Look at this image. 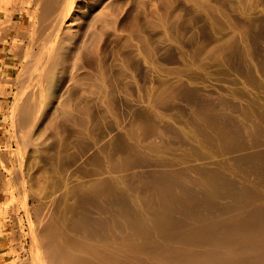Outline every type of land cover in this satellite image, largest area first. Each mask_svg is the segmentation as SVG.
Instances as JSON below:
<instances>
[{"label":"bare ground","instance_id":"6f19581e","mask_svg":"<svg viewBox=\"0 0 264 264\" xmlns=\"http://www.w3.org/2000/svg\"><path fill=\"white\" fill-rule=\"evenodd\" d=\"M2 1L0 0V3L2 2L3 5H5V3L6 4L9 3V0H2ZM5 1H8V2H5ZM73 1L74 0H35V1L33 0V2H36V4L34 5L36 6L35 7L36 12L34 13H36L37 15V18H36L37 22L35 23V21L31 19L33 21L30 24L32 27L29 25L30 26L29 29L27 28L28 29L27 31H23L25 32L23 33V35L21 34L22 30H20L22 27L17 26L18 28H20L19 29L20 35L25 37L27 34L28 47L26 49L17 47L15 48V50L18 48H19L18 49L19 51L25 50V53L23 52L25 56L21 55L22 53L21 51H20L21 53L20 52L18 53V51L16 50L17 51L16 53L14 49L13 50L9 49L10 46L8 48L9 49L8 51H12V53L14 51V54H17V55L20 54V57L18 55L17 58L20 59V62H22V67H24L22 68V75H19L18 71L16 70L17 71L16 73H18L16 74L17 76L16 82H18V86L21 88V90L19 89L20 90L19 92L20 100L17 101L18 104L14 106V109H13L14 111L13 113H11L12 118H13L12 119L13 123L11 124L14 127H17L15 128L16 133H18L17 138L20 137L19 141L18 139L15 140L16 141L15 144L17 143L16 144L17 147L13 151L16 154L17 161H18L17 167H16L17 172L15 173L18 175V177L21 178V180L19 179L20 180L19 182L22 183L23 190H24L23 194L21 193L23 192V190L20 192V194H22L21 196L24 195L23 197L24 199L21 197L23 199V203H21V205L23 206L22 209L24 210V214L27 218V222H26L27 229H28L27 234L29 238L28 240L29 251L27 252H29V258L31 260L29 259L30 262L27 263L24 260L25 258L23 257H22L23 260H21L20 258L18 259V257L16 256L17 259L14 260L11 258H14L15 256L9 257V255H6L3 257L4 259L2 260V262L3 263L6 262L8 264H264V134H261V133L254 134L255 132H252L251 128L248 127L249 125L247 123H245L247 124V126L244 125L240 129L239 128L237 129L238 134H235L234 131L232 132L227 131L228 129L226 128V126L220 127L218 125L220 129H217V134L219 135L217 139L221 141L223 144L229 146L228 148L229 150L231 148L232 153L229 155V158L227 160L221 161L218 164L214 162L213 164L214 165L216 164L217 166L216 165L215 167L210 166L211 168L206 167L208 164L203 167L202 166L197 167V168L194 166L192 167L189 165L190 162L189 163L188 161L186 162V160L189 159L187 157H190L189 155L186 157L187 159H185V157H181L180 155H177V153L174 151H173L174 152L173 154L176 153L174 155L175 157L174 156L170 157L171 154H168L167 152L166 153L167 155H169V157H163L164 151H166L164 149L165 147H163L164 149L163 150L161 148L163 145L160 147V143H157L158 141L156 140L157 142L154 141L153 144L154 145L159 144V147L161 149L156 150L158 146L155 145L156 148L154 149L156 151H154L153 149L155 153H152V154H155V156H157L160 150H163V153L160 152L163 155L162 156L158 155V157H156L155 159L156 163L154 161L153 169L150 172L148 171L149 168L148 169L145 168L147 170L145 171V173L147 174H145L144 172L142 173V171L140 170L141 174L137 172L139 176L137 174L135 175V177L138 176L137 180L134 179V177L132 178V180L134 179L136 180V182L133 181L134 183H130V181L127 180V174L136 172L139 167V166L134 167V165H138V164H134L132 166L133 162L137 161L135 159H138L137 157H139L138 156L139 153L141 154V149L138 144L139 142L138 143L136 142L137 144L135 143L134 145L128 144L121 150L112 149L113 151L111 150L109 151L108 149V151L107 150L104 151L105 150L104 149L102 150V152L103 151L104 152L101 155L100 154L101 151L98 150L99 148L97 149V147L95 146L98 144L96 143L98 142L97 140L98 137L94 138L95 140H97L94 143V139L92 137H94L96 133L93 136L94 134L93 132V134H90V138H92L93 140L92 139L90 140L93 141L91 142L94 145H90V146H93L94 152L96 151L95 149L100 151V152L96 151L97 153H99V154L97 153L96 154L97 156L101 155L98 157L99 159L102 160L101 165L98 161H95V158L97 156H95L94 160L92 159V157L94 156L92 154H95V153L93 151L92 152L90 151V153H92L91 154L92 156H88V158L91 157V159H88L86 155H84L85 158H87L88 160H91V163L90 162L88 163L90 166L78 164L76 166L74 165V168H73L72 163L74 162L76 164L78 160H76V162L73 161L71 165H67V166L65 165L66 163L65 164L63 163V165H65L63 166L62 164H57V162L59 163L60 159L61 158L63 159V157L64 158L71 157V159L73 158V160H75V157L78 154V152L76 153L75 151H72V149L75 146L83 143V139H82V142H80L79 140H81V138L79 140H75L76 138L74 139V137L72 136L75 141L80 142L78 144L72 139V137L71 139H69L68 138L69 135L66 134V137L68 135L67 138L69 140H73V142H75L74 143L75 146L72 143L74 147H72L71 150H69L70 148L69 149L65 148L64 152L66 153L70 151L72 152L64 156L65 153L63 154L61 153L62 150H64V147H66L63 145V141L65 140L67 141L68 139L64 138L65 137L63 136L64 133H61L60 131H59L60 132L59 134H62L63 136L62 139H65V140L62 141L61 139L62 141V144H61L60 137L58 138V136L60 135L59 134L57 135L58 141H60L59 142L60 145L61 146L63 145L62 150L61 148H59V146L55 150L57 152H58V149L61 150V152L59 151L58 153H56L57 155L54 154V156L56 155L57 158H59L58 161L55 160L54 158H53L54 160L52 158H51L52 160H50L49 155H47L48 153L47 154L45 153L49 158L48 161L50 160L49 165H48L47 158L44 161L43 159H41L40 156H38L39 154H43L41 150L46 147L44 144L45 147L42 146L43 147L42 149L39 148L40 146H36L38 147L37 149L41 151V152L38 151L40 153L37 154L38 153L37 152L36 154L42 160V161H40L39 159L36 160L37 162L39 161V163H36V164L40 165V163L43 164L44 162H47L45 166H47L48 168L41 169L42 165H40L41 167H39L41 169L40 173L43 172V174H39L36 172L38 174V177L37 175H35V171L33 170V167L35 169V166H36L35 164L29 167V168H32L33 170L32 172H30L26 168L28 167V164L30 162L26 161L27 166L23 167L24 163L21 159L22 156H20L21 154L19 151L20 147H22L25 142L26 144L25 146H23V148L25 147L26 149H27V146H26L27 144L28 145L30 144L29 145L30 147L34 144L33 142L36 140V137H34L35 133L34 131L32 132V129H34V127L36 126L40 116L43 115L42 111L45 112V109H47V107L45 108V106L47 105L53 106V102L57 100L56 96L59 97V95L61 94L60 92H58L59 90L58 88H60L59 84L61 85V83L59 82V79H60L59 76L62 75L63 76L62 79H64V74H66L67 75L66 81L71 80L70 81L71 84L74 81L76 84L78 83V85H80L79 81L81 80H78V77H76L77 73H79L77 71L79 70V66H80L78 65V59H80L79 55L83 48L86 49V46H89L90 44L93 43L92 41L94 39H96L97 37L98 39H100L101 36H99L100 34H98L100 31H97V30H99V27L102 28L101 27L102 25H99V24L100 23L102 24L105 21L104 17L105 15L107 16L108 12L111 13V10H108V9H111L110 7L111 5L105 8L106 10H108L106 11L104 7L102 8L101 4H100L101 6H99L98 4V6L101 7L102 9L100 8V11H99V8L97 7V10L94 9L93 11H98L97 12L98 15L97 13L96 15L97 16L100 15L98 17L99 19H101L100 17H103L102 19L104 21L100 20L102 22L99 21L98 22L99 24L97 23L98 25L95 24V20L97 19V17H95V14H94L95 12L93 13L92 11L91 13H93V15L90 16V18L94 16L96 19L95 18H94L95 20L93 18L90 19L86 16L88 18L87 20L89 19L90 20L87 21L85 19L88 22V24H87V27L84 26L83 31L77 28L78 31L81 33L80 35V34H77V32L75 33L74 30L76 28L75 29H73L74 27L72 28V25H74L73 23L74 19L70 17L73 21L71 20H70L71 22L68 21V18H69L68 15H69V12L71 14L70 9L73 7L72 6ZM104 1L107 5L110 2L109 0H107L108 2L106 0ZM105 3L103 2L104 5H106ZM30 9L28 10L30 11ZM103 9L105 10L104 12H103ZM10 10H9V14L7 13V15H10V12H11ZM6 11H8V9ZM26 12H27V8H26ZM30 12L32 13L30 15H33V12L32 11ZM30 12H27V13H30ZM108 15H111V14L108 13ZM33 17L35 19L36 16H33ZM73 17H75V15ZM76 18L78 19L79 17H75V20ZM3 19L4 18L1 19V22L3 21ZM105 19L110 21L109 20L110 18L108 19L105 18ZM28 20L26 22L27 24H28ZM98 20H96V22ZM7 21H10V20H7ZM7 21H4V23L5 22L7 23ZM108 21H105V23ZM11 22L13 24L12 20ZM82 22L83 21H81V24ZM4 23L2 22L1 24H4ZM12 24L8 23L7 25L12 26ZM15 24L19 25L16 22L14 23V25ZM5 25L3 26L4 29L7 28ZM110 25H108V27ZM95 27H97L98 29L97 28L95 29ZM108 27H106L107 30H108ZM4 29L3 31H0V34L6 31V30L4 31ZM106 29L104 28V30ZM110 29L111 27L109 28V30ZM14 30L15 31L17 30L16 36L19 35L18 34L19 30L15 28ZM96 33L98 34V36ZM95 34L97 37L95 36ZM1 35H2V38H3V35L5 38V33ZM0 40H4V39H1L0 37ZM12 44H15V43L12 41ZM14 47H16V45H14ZM87 49L84 51H88ZM14 54L12 56H14ZM93 54H95L94 51L91 54V56H93ZM14 57H16V55ZM90 61L89 63L91 64L94 62L93 60H92L93 62H90ZM95 61L98 64L97 59ZM96 62H94L95 63L94 65H96ZM82 64L84 63L82 62ZM94 65L90 66V68L93 69ZM96 66L95 68H98ZM106 66L108 65H105V67ZM105 67L104 66L99 67L100 72L97 69L95 70L94 68V71H97L95 74H99V73L101 75L104 74L107 68ZM87 69L89 71L92 70V69L90 70L89 68ZM87 69H84V70H87ZM101 69L102 71L104 70V73H101ZM8 70L9 68L5 69V71H8ZM83 71H81V73H83ZM86 72L84 71L83 74H87ZM90 73L92 72H89V75H91ZM95 74L93 72L92 76L94 77ZM21 76H23L22 77L23 79L21 78ZM99 76L94 77L96 78L97 83L101 82L100 79H102L103 77V75L100 78ZM89 77L88 79H90ZM97 77L99 78L100 81H98ZM1 80L4 81L3 77ZM5 80L6 81L4 82L8 81V83L12 81L9 78L8 80L7 78H5ZM96 80L93 79L92 77L90 79V81L91 82L94 81V83L96 82ZM70 82L67 85H71ZM74 82L72 85H74ZM82 82L85 83V80L81 81V83ZM63 83H62L63 88L60 89L61 92L65 91V89H67L68 91L69 89H71V91L72 90L74 91V89L77 90L78 88L76 87V85H74L75 88L74 86L73 87L68 86V88L70 87L68 89L66 85L67 82H66L64 83L66 85V88L64 89ZM94 83H92L93 85L89 84L90 85L89 90L92 91L94 89L93 91L95 93H97L96 91H98L99 93V88H97L96 86L98 84L100 85L101 83H98V84L95 83L96 84L95 87L97 88L96 91L94 88ZM1 85H4V83ZM82 85H84L85 88L87 87L86 84L82 83ZM17 90L18 89H16V91ZM67 90L66 92H68ZM86 90H88V87ZM0 91H3V90H0ZM16 91H15V94L17 95ZM81 92H83L82 93L83 95L84 90L82 91L81 89ZM57 93H59V95H57ZM63 93L64 95L66 94L65 92H62V96H63ZM66 95L63 96V98L68 96ZM73 95L74 97L71 95L69 99H72V97L75 98L76 93ZM78 95H76V99L79 103L80 100L78 99L80 95L79 97H77ZM90 97L92 99V96ZM95 97L98 98V96H95ZM63 98H60V100L62 99L64 103L57 100L58 103L56 101L55 102L57 104L55 105L54 103V106L57 109L53 107L52 110L54 111L50 110L53 116L57 117V118H54L55 121L61 115L64 121L66 118H68L69 120V117L71 118L72 115H75V113H77V112L73 113V111L75 110L72 111V108L74 109L75 107L76 109L77 106L73 105L74 106L73 107L70 104V106L72 107L70 108L68 105V102L70 103L71 100L69 101L68 98L67 99L64 98L66 99V102H67L65 103ZM94 99L95 98H93V101ZM86 100H89V97ZM96 100L97 99H95V101ZM97 102L98 101H96V103ZM74 103L78 105L77 102H74ZM84 103L85 104L91 103L90 105L92 106V108L93 106H95V105H92L93 104L92 101H90L89 103L87 102H84ZM79 104L83 105V101H81V103ZM86 106H85V111L87 110L88 112L89 107L87 106L88 108L87 109ZM81 107L82 106L78 107V109L80 108L81 110ZM83 107L82 109H84ZM210 108H213V107H210ZM95 110L98 111L97 108ZM82 111L81 113H85V111L84 112ZM218 111L216 110V112ZM228 112H227V115H228ZM208 113H210V111ZM91 114L89 115V119L94 117V120H95L96 116H98V115L94 116V113H93L91 117ZM195 114L197 116V114L199 113H195ZM211 114L212 112L209 115ZM80 115L82 114H79V116ZM84 115L86 116L87 113H85ZM83 116L80 122L82 121V119H84L86 120L85 122L86 123L88 122L89 124V119L87 121L88 115H87V118L85 117L86 119L83 118ZM218 117L217 119H220V117L219 118ZM44 118H47V117L44 116ZM51 118H52L51 122H54L52 116ZM59 118H60L59 119V123H60L61 122L60 120L63 121V119L61 117ZM7 119H8V115H7ZM71 120L73 121L74 118L73 119L71 118ZM76 120H74L75 121L74 125H76V122L78 121ZM205 120L206 119H204L203 121L205 122ZM46 121L49 122L48 124H51L49 119H46ZM64 121H63V124H64ZM197 121L198 120L196 117L195 122L197 123ZM83 122H81L80 124L81 126H83L82 125ZM242 122L244 123V121ZM248 122L252 123V121L250 120ZM59 123L58 124L54 123V127L52 128H58L59 127L58 125H60ZM68 123L70 124L71 121L70 122L68 121ZM86 123H85V129H87ZM55 124L58 127H55ZM91 124L93 125L92 122ZM210 124L211 123H209V126L212 125ZM215 124H216V121H215ZM215 124L213 123V125ZM213 125H212V130H213ZM220 125H223V124L220 123ZM9 126H10V123H9ZM38 126L39 125L37 124V127ZM49 126H52V124ZM69 126H70L69 129L72 128L71 125ZM81 126L80 127L78 126V127L81 129L82 128ZM209 126L207 125L208 128ZM255 126L257 125L255 124ZM45 127L43 128L45 129ZM74 127H76L75 129L77 130V126H73V128ZM91 127L93 128V126ZM215 127L218 128L216 125ZM41 128L42 127L40 125V130L43 131L44 129L43 128L41 129ZM202 128L204 129L203 125H202ZM235 128L237 127L235 126ZM75 129L73 133L75 132L74 134H78L76 133ZM94 129H97V127L94 126ZM252 129L254 131V128ZM65 130L68 131L67 133H70L69 130H67V128ZM137 130L132 129L131 130V133H133L132 135L137 133L138 132ZM205 130L206 129H204V131ZM209 130H211V128ZM214 130L216 129L214 128ZM256 130L258 129L255 128V131ZM38 131H35V132L37 133ZM45 131L46 129L43 132ZM31 132L34 133L33 134L34 136H32ZM63 132L65 131L63 130ZM79 132L81 133L82 131L80 130ZM84 132L89 133L91 131L85 130ZM88 133H83V134H87L88 136ZM184 133H189V132H184ZM161 134L163 133L161 132ZM212 134L215 135L214 133ZM138 135H139V132L137 136ZM209 136L211 137V135ZM196 137H199V136L196 135ZM88 138H86V135H85V139H88ZM133 138H135V135ZM204 138H206L207 140V137H204ZM217 139H214V140H217ZM24 140L26 141L24 142ZM135 140L137 141V139ZM214 140L212 141L214 142ZM7 141L9 142V139H7ZM12 141H10V144L12 143ZM87 141L89 142V140ZM148 141L151 142L149 139ZM201 141H202V136H201ZM203 141H204L203 143H205V139H203ZM2 143L4 145V142ZM41 143L43 144L44 142L37 143V145H42ZM66 143L65 145H67L68 147L69 144H66ZM197 143H199V141H197ZM144 144H145L144 148L148 150L146 152L148 155V153L150 154V152L152 151L149 152V149L147 146L148 143L146 141H144ZM205 144L208 145L207 143ZM205 144H202V145L203 147H206L207 148L206 151H208L209 149L207 146H205ZM35 145H36V142H35ZM84 145H86L87 147L86 143ZM84 145L82 146L84 147ZM202 145L200 142L199 146L202 147ZM94 146L96 148H94ZM214 146L216 147V144L213 145L212 147ZM36 147L34 146L31 147V150H35ZM193 147H191L190 150L191 149L193 150ZM78 148H80V146ZM144 148H142L143 152L146 151L144 150ZM218 148L220 149V147ZM53 149L51 150V152L54 151ZM66 150H69V151L67 152ZM167 151L170 152L172 150H167ZM194 151L195 150H193V152ZM197 151L198 152L196 153L194 152V153L196 154L198 160H203L204 157H206L205 159L207 160L208 158L212 157V154L202 157L206 151L204 153L203 151L199 153L200 149ZM3 152L4 150H2V153ZM31 152L33 153L36 151H31ZM214 152H216V150H214ZM217 152L216 154L220 155L219 154L220 151L218 153ZM166 153H165V156H166ZM144 154L145 153H143V156ZM198 155L199 156L201 155L200 157H202L203 159L200 158ZM16 157L14 158L16 159ZM145 157L146 156H144V158ZM192 157L190 158L193 159ZM224 158L225 157H222L223 160ZM2 159H4L3 156H2ZM2 159L1 161H3ZM65 159H63V162L66 161ZM83 159L84 158H82V160ZM191 159H189V161ZM205 159L204 161H202L204 164L205 162H207L205 161ZM24 160H29V157L28 159L25 158ZM69 160L70 158L67 161ZM213 160H215V158H213ZM97 162L99 164H97ZM147 162H150V161H147ZM11 163L12 162H10V165ZM199 163L200 161L197 162V164ZM141 164L144 167L145 166L144 164L146 163L144 164L141 163ZM141 164H139L140 168L142 167ZM152 164L153 162L149 163V165H152ZM1 165L2 163H0V173L3 172V168L1 167ZM68 166H71L69 168H72V170L69 168L67 169ZM146 166L148 167V165ZM143 167L142 169L144 170ZM37 168L38 167H36V169ZM135 168H137L136 171H134ZM24 170H26L25 173H24ZM14 175L12 174L13 177ZM17 175L15 178H18ZM25 175H27V177L29 178H25ZM39 175L40 176L42 175L41 178L39 177ZM12 176L10 175V179ZM2 177L4 176L2 175ZM129 177L128 179H130ZM5 178H8V177H4L3 180ZM6 180L7 179H5L3 183L1 182L2 180L0 181L2 183V187L5 186ZM126 180L129 182L126 183L125 182ZM13 181H15V179ZM139 184H141V187L138 186ZM26 185L28 187H31V189L28 188V190L29 191L31 190L32 193L29 192L30 194H28V196L31 199H34V204L32 206H29L27 202L28 196H26V188H27ZM5 187H7V185ZM2 212L3 211H0V218L1 216L4 215L3 214L4 212L3 213ZM17 223H20V220H17ZM7 226L5 227L7 228ZM9 228L11 229L9 230V232L11 231L12 232L9 233L10 235L8 234V236H6L7 235L6 234L4 235V237H0V245H2L5 241L6 242L9 241L10 244H12V252L15 253L16 250H18L17 249L18 245L21 243L19 242L20 241L19 236H22V235H19V232L15 230L14 223ZM6 231H3V232L6 233ZM19 251H21V249H19Z\"/></svg>","mask_w":264,"mask_h":264},{"label":"rangeland","instance_id":"374dc122","mask_svg":"<svg viewBox=\"0 0 264 264\" xmlns=\"http://www.w3.org/2000/svg\"><path fill=\"white\" fill-rule=\"evenodd\" d=\"M17 1H19L20 3ZM17 1L9 0V3L8 4L5 3V5H3L2 3L4 1L0 3V22L2 18H4L2 21L3 23L4 21L10 20V21H7V23L5 22L6 25L5 23L4 24H1L2 22L0 23V25L2 26V27L0 26L1 27L0 31H3L4 25L7 27L6 29H4V31L5 30L7 31V32L6 31L4 32L5 38H4V35H3V38L1 35L4 33L0 34L1 39H4V40H0V68H1L0 69V74H1L0 80L2 79V77L4 81H6L5 78H7V80L8 78L12 80L10 81V83H8V81L7 82H4L2 80L0 81V90H3V91H0V151H1L0 155H2L5 159V160L2 159V156H0V163H2L1 167L3 168V172L0 173L1 175L0 181L2 180L1 182L3 183V181L7 179L6 180L7 183L5 182V186L7 185V187L3 185L5 188L2 187V183L0 182L1 184L0 185V211L4 212V213L2 212L4 215L1 216L0 218V225H1L0 226V237H4V235L6 234H7L6 236H8V234L12 232V231L9 232V230H11L9 227L13 223L15 225V230L19 232V235H22V236H19V240H20L19 242L21 243L18 245L17 247L18 250H16L15 253L12 252V244H10L9 241L8 242L5 241L2 245H0V264L3 263L2 262V260L4 259L3 257L6 255H9V257L15 256L14 258H11L14 260H16L17 257L18 259L20 258L21 260L25 258L24 260L27 263L30 262L31 260L29 258V252H27L29 251V248H28L29 238L27 234L28 229H27V223H26L27 218L24 214V210L22 209L23 206L21 205L24 199L23 198L24 195L23 196L21 195L24 193V190H23L22 183L19 182L21 178L18 177V175L15 173L17 172L16 167H17L18 161H17L16 154L13 151L17 147L16 146L17 143L15 144L16 142L15 140L18 139L19 141L20 137L17 138L18 133H16L15 131V128L17 127H14L11 124L13 123L12 121L13 118H12L11 113H13L14 111L13 110L14 106L18 104L17 101L20 100L19 92L21 88L18 86V82H16L17 81L16 74L19 73V75H22V68H24L22 67V62H20V59L17 58L18 55L20 57V54L18 55L14 54V51L17 50L19 53L21 50L19 51L18 50L19 48L15 50V48L20 47L22 49L23 48L26 49L28 47V42H27L28 36L27 34L25 37L22 36L23 33H25L23 31H27L29 29V27L31 26L30 25L31 22H33L31 19H33L35 23L37 22V19H36L37 15L36 13H34L36 12L35 10L36 6H34L36 2H33V0H30L31 3L29 0H27L28 3L25 0H22V1L17 0ZM109 1H110L109 2L110 4L108 3V5L105 3L104 0H74L73 1L72 3L73 7L71 6L72 7L70 9L71 14L69 12L68 21L70 20L73 21L72 19H74L73 21L74 25H72V28L73 27H74L73 29L76 28L74 30L75 33L77 32V34L81 35L78 29L83 31L84 26L87 27V24H88L87 21H89L92 18L94 19L95 17H97V19L95 18L96 20L99 19L98 17L100 15L97 16L98 11H93V10L94 9L97 10V7H98L100 11L101 7L99 6L101 5H102V8L104 7V9L107 8V6L109 7L111 5L110 6L111 9H108V10H111V13L108 12L111 15H108V13L106 12L107 16L105 15L104 17L105 21H108L105 18L107 19L110 18L109 20L111 22L108 21L109 23L106 22L108 23L106 24L105 21L102 19L103 17H100L101 19H99L97 22L94 19L95 24H97L100 20L104 21L102 24L98 23L99 25H102L101 26L102 28L99 27V30H97V31H100L98 33L100 34L99 36H101L100 39H98L97 37L98 34L96 33L97 36L96 34L95 36L97 38L94 37L96 39L92 41L93 43L90 44L89 46H86V49L88 47L87 50L88 51L90 50L89 51L90 53L91 52L93 53V51L95 52V54H93L94 57L91 56L92 53L90 54L88 51H84L86 50L84 48L82 49L79 55L80 59H78V65L81 66V67L79 66V70H81L82 68L81 71L87 68L91 70L92 68H90V66H93L95 64L94 62H96L95 61L96 59L98 61V64L96 62L97 66L94 65L91 71H89L88 69L84 70L85 72L87 71L86 72L87 74H83L84 71L83 73H81V71L79 70L77 71L79 73H77L76 77H78V80H81V81L85 80V83L84 82L82 83L87 85L88 90H86L87 87L85 88L84 85H82L81 81H79V84L83 87H81L80 85H78V83L76 84L73 81L74 85H76V87L78 88L77 90L74 89V91L73 90L71 91V89H69L70 87L68 88V86L73 87L74 85H72L73 82L71 84L70 82L71 80L70 81L68 80L71 85H67L69 84V82L66 81L67 75L64 74L65 80L62 79L63 78L62 75L59 76L60 79L58 78L59 82L61 83V85L59 84L60 88H58L59 89L58 92L61 93L60 94L61 96L59 95V93H57V95H59L60 98H63V96H65L67 93H68L67 94L68 96L66 95L67 97H64L66 99L67 98L69 99L71 95L74 97L73 94L75 93L76 95L80 93L79 94L80 97L79 95L77 97H79L78 99L80 100L79 103L83 101V105L78 103L76 99V95H75V98L72 97V99H69V101L71 100L70 103L68 102V105L70 108H72L71 106L73 105L77 106L76 109L74 106H73L74 109L72 108V111L75 110L73 111V113L74 112H77V113H75V115H72L73 113L71 114L73 116V117L71 116V118L72 119L74 118V120L80 117L79 119H77L78 121L76 120L77 121L76 125H74L75 121L73 120L74 121L73 122L70 117H69V120L68 118H66L67 120L65 119L64 121V119L62 118V115L59 117L63 119L64 124L62 120H60L62 123L61 122L59 123V119H60L59 117L55 121L54 118H57V117H54L51 112V111H54L52 110L53 107L55 108L54 103L56 105L58 101L63 102L62 99L60 100V98L56 96L58 101L57 100L55 101L57 103L54 101L53 106L52 105L45 106V108L47 107V109H45V112L47 110L48 113L47 112L45 113L44 111H42L43 115L40 116L41 119L40 118L38 119L39 123L37 122L39 126L37 127V124H36L34 129H32V132L34 131L35 136L33 135L34 133L31 132L32 136L36 137V140L33 142L34 144L31 147L40 146L39 148L42 149L43 147L46 146L44 148L45 150L42 149L41 151L43 152V154H39L41 151L37 149L38 147H36L35 150H31V147L29 146L30 144L29 145L27 144L26 145L27 149L25 147L24 149L23 146H25L26 144L25 142L26 140H24L25 143L24 144L22 143L23 146L21 145L22 147H20V150H19L21 153L20 156H22L21 159L24 163L23 167L27 166L26 161L30 162L29 163L30 165L27 163L28 167L26 168L30 172L34 170L35 175H37L38 177L37 173L43 174V172L40 173L41 169L48 168L47 166H45L47 162L49 165L50 160H52L53 158L57 161L59 160V158H57L56 156L57 155L56 153H58L59 151L61 152V150L63 149L62 148L63 145L66 146L64 147V150H62L61 152L62 154L65 153L64 156H66L68 153L72 151H75L76 153L78 152V154L80 153L81 154L80 155L77 154L78 156L76 155L75 160H73V158L71 159L69 155H68V157L70 158L69 161H67L69 158L65 157L67 158L65 159L63 157V159H65L66 161L63 162V159L61 158L60 161L62 163L59 161V163L57 162V164L63 165V163L64 164L66 163L65 165L67 166V165H71L73 161L76 162V160H78L76 164L74 162H73L74 164L72 163L73 168H74V165L76 166L78 164L90 166L88 163L89 162L91 163V160H88V159H91V157L88 158V156L94 155L92 157V159L94 160L95 156L99 154L97 152L101 151L100 154L102 155V153L106 150L108 151V149L109 151L110 150L111 151L121 150L128 144L134 145L136 142L137 143L139 142L138 144L141 149V154L139 153L138 156L140 157V159L139 157H137L138 159H135L137 161L133 162L132 164V166L134 164H138V165H134V167L139 166L138 170L137 168H135L134 171L137 170L136 172L127 174V180H129L130 183H134L136 182L139 176L137 172L141 174L140 172L141 170L142 173L143 172L145 173V171H147L146 169L148 168H149L148 171L150 172L153 169L154 161L156 163V160H155L156 157H158V155L162 156L163 154L161 153H163L164 149L166 151H164L163 157H169L167 153L171 154L170 157H173L177 153V155H180L181 157H185V159L187 158L191 159L190 157L194 155L196 158L193 156L192 157L193 159H191L190 161L189 159H187L186 162L187 161L188 163L190 162L189 165L192 167L194 166L196 168L201 167V166L202 167L206 166L207 164L208 165L206 167L208 168L215 167L216 164L214 165L213 164L214 162L218 164L221 161L227 160L229 158V155L232 153V150L231 148L229 150L228 148L229 146L223 144L221 141L217 139V137H219V135L217 134V129H220L219 126L220 127L226 126V128L228 129L227 131L229 132L234 131L235 134H238L237 129L238 128L240 129L244 125L247 126L248 124L249 125L248 127L251 128L252 132H255L254 134L256 133L264 134V0H109ZM5 2H8V1H5ZM103 2L106 5H104ZM25 6L27 8V12L32 11L33 15H30L32 14L31 12L30 13L26 12ZM7 9L8 11H6ZM28 9H30V11ZM104 9H103V12L106 10ZM9 10L11 11L10 15H7V13L9 14ZM92 11L93 13L95 12L94 13L95 17L93 16L92 18H90V16L93 15V13H91ZM71 15L73 16L75 15V17H79V18L78 19L76 18L77 20L76 21L75 17ZM33 16H36L35 19ZM86 16L90 19L87 20L88 18ZM70 17H72V19ZM11 20L13 21V24ZM27 20H28V24L26 23ZM80 20L83 21L82 24ZM15 22L19 25H16V24L14 25ZM8 23L12 24V26L9 25L11 26L9 27L7 25ZM108 25L110 26L108 27ZM17 26L22 27L23 29L22 28L20 29ZM103 27L105 29L106 27H108V30L107 29L104 30ZM110 27L111 29L109 30ZM14 28L18 30L19 29L22 30L21 31L22 35L19 34L20 33V30H19L18 34L20 36L19 35L16 36L17 30L15 31ZM96 28L97 27H95V29ZM14 36L16 39L14 38ZM12 41L15 44H12ZM16 43L17 44L19 43L18 46ZM14 45H16V47H14ZM8 48L11 50L14 49L13 53L12 51H8L9 50ZM83 51L84 53L85 52L86 53L84 54ZM21 52L25 53V50ZM22 53L21 55L25 56L24 53L23 54ZM13 54L14 56L16 55V57L12 56ZM89 61L93 62L92 63L93 65L89 63ZM82 62L84 64H82ZM99 62H101L102 64ZM105 65H108L106 66L107 68L105 67ZM95 66L98 68H95ZM103 66L106 68V70L104 73V70L102 71L101 69V73H104V74H102L103 77L102 79H100L101 82H98V83H101L99 85L97 83L96 78L94 77L100 75L99 76L100 78L102 76L99 73L100 72L99 67H103ZM7 68H9V70L5 71V69ZM94 68L95 70L97 69L99 71L98 72L99 74H95L97 71H94ZM16 70L18 71V73H16L17 72ZM88 71L92 72L90 73L91 75H89ZM93 72L95 74L94 77L92 76ZM89 76H91L93 79L96 80L95 83L98 84L96 87L99 88V93L98 91H96L97 89L95 87L96 84L94 83V81L92 82L90 81L91 77ZM22 77L23 76H21V78ZM88 77L90 79H88ZM99 78L97 77L98 81H100ZM63 82L64 83L67 82L66 85L70 92L67 89H65L66 85ZM3 83L4 85H1ZM62 83L65 89V91H62V92L66 93L65 95L63 93V96H62V92L60 91V89L63 88ZM92 83H94V88L97 93L93 91L94 89L92 90L93 92L89 90L90 89L89 86L93 85ZM16 89L18 90L16 91ZM81 89L82 91L84 90L83 95H82L83 92H81ZM66 90L68 92H66ZM15 91L17 95L15 94ZM71 92L72 93L74 92V93L72 94ZM93 95L98 96V98ZM90 96H92V99ZM88 97H89V100H86L88 99ZM93 98L97 99L96 101L98 102L96 103L95 99H94L95 101L94 102ZM66 99H64L65 103H67ZM90 101H92L93 103L92 105H95L93 106V108L90 105L91 103H89ZM72 102L73 103L77 102L79 106L76 105L75 103L73 104ZM84 102H87L89 104H85ZM84 104L85 106L87 105L89 107L88 109L86 106L89 113L95 110L96 108L98 109V111L95 110L91 112L92 114L90 113L91 117L93 113H94V116L98 115L96 116L95 120H94V117L89 119L90 114L87 112V110L85 111ZM80 106L82 107L84 106L83 107L84 109H82V107H81V110L80 108L78 109V107ZM210 107H213V108H210ZM216 110L217 111L219 110V111L216 112ZM81 111L82 112L85 111V113H87L88 115V118H87V115L85 116L84 115L85 113H81ZM199 111L200 112L203 111V112L200 113ZM209 111L210 113L212 112L211 115L213 117L209 115L210 114L208 113ZM227 112H228V115H227ZM195 113H199V114H197L196 116ZM79 114H82V115L79 116ZM7 115H8V119H7ZM214 115L215 116L217 115V116L215 117ZM44 116L47 118H44ZM51 116L53 117L54 122H51L52 121ZM82 116L83 118L86 117L87 121L89 119V124L88 122L87 123L85 122L86 120L82 119L81 122L84 121L82 123L83 126L80 125L81 124L80 120ZM218 116L220 117V119H217ZM196 117H197V120L203 124H201L198 121L197 123L199 124H197L195 122ZM46 119H49L52 126H49L51 124H48L49 122H47L48 120L46 121ZM204 119H206L207 122L206 120L204 122L203 121ZM247 120L252 121V123L248 122ZM68 121L69 122L71 121V123L72 122L73 123L69 124ZM90 121L93 123V125L91 124ZM215 121H216V124H215ZM242 121H244V123ZM94 122L95 123L97 122L98 124L96 123L95 125ZM9 123H10V126H9ZM54 123L56 124L59 123L60 125L62 124L61 126L58 125L60 129L58 126H56V124H55V127H58V128H52L54 127ZM85 123L87 124V129H85ZM209 123H211L212 125L214 123L218 128H216L215 125H213V130H212V125L210 124L211 126H209ZM220 123L223 125H220ZM47 124L49 127L47 126ZM255 124L257 126H255ZM40 125L42 128L47 126L45 127L46 129L45 132H43L45 130L44 128H43L44 129L43 131L40 130ZM69 125H71L72 128L69 129L70 127ZM72 125L77 126V130L75 129L76 127L73 128ZM202 125L204 129H206L205 131L202 128ZM207 125L209 126V128L207 127ZM78 126L79 127L81 126L82 128L80 129ZM91 126H93V128ZM94 126L97 127V129H94ZM235 126L237 128H235ZM90 127L92 130L90 129ZM66 128L67 130H69L70 133H67L68 131L65 130ZM210 128L211 130H209ZM214 128L216 130H214ZM252 128H254V131ZM255 128H257L258 130L255 131ZM74 129L76 133L78 134H74L75 132L73 133ZM84 129L86 131L90 130L92 133L84 132L85 131ZM132 129H135V130L138 129L137 130L139 132L138 136L140 137L137 136L138 134L137 132L134 134L135 138H133L134 135H132L133 133H131ZM63 130L66 133L63 132ZM78 130L79 131L81 130L83 133H88V136L87 134H83L82 132L81 134ZM35 131H38V132L36 133ZM59 131L61 133H64L63 134V136H65L64 138H67L69 135L68 137L69 139H71L72 136L74 137V139L76 138L75 140H79L81 138V140H79L80 142H82V139H83V143L87 144V147L89 150L87 149L86 145H84L83 143L81 144L84 145V147L81 144L80 145L76 144L78 147L79 146L80 148L82 147L81 149L75 146L74 145L75 142H77L78 144L80 142L75 141L73 137L72 139L75 142H73V140H69L68 138L67 139L69 141L62 139L63 136L62 134H59L60 133ZM183 131L189 132V133H184ZM161 132L163 134H161ZM95 133L97 136L95 135ZM212 133H214L215 135H213ZM58 134L60 135L58 136V138L60 137V141L61 139L62 141L65 140L63 141L62 146L60 145V143L62 144V141L61 142L58 141V138H57ZM66 134H68L67 137H66ZM90 134H93V136L94 135L96 136V137L95 136L92 137L91 135L93 139L98 137L97 139L98 142H96L97 140L94 139V143L95 142L98 143L95 146L97 147V149L99 148L98 150L100 151L95 149L97 152L96 151L94 152L93 146H90V145H94L92 144L93 139L90 138ZM195 134L198 135L199 137H196ZM85 135H86V138L88 137L89 138L85 139ZM200 135L202 136V141H201ZM209 135H211V137L212 136L214 137L211 138ZM39 136L40 138L41 137L42 138L40 139ZM204 137H207V140ZM7 139H9V142L7 141ZM135 139H137V141ZM148 139L151 142H149ZM203 139H205V143H207L209 146L211 145L213 146L216 144L217 148L215 146H214L215 148L211 146L212 147L211 149V147L203 143L204 142ZM214 139H217L218 142L217 140H214ZM87 140H89V142ZM212 140H214V142ZM10 141H12L11 144H10ZM144 141L148 143L147 146H148L149 152L152 151L150 152V154L148 153V155L146 153L148 150L144 148L145 147L144 145L146 144V143L144 144ZM154 141H156L157 143H160V147L163 145L161 147L162 149L163 147H165L163 150H160L161 153L158 151L159 154H157V156H155V154H152V153H155L154 151L159 150L161 148L159 147V144L158 145L155 144L156 146H158V148H156L155 145L153 144ZM197 141H199V143H197ZM2 142H4V145ZM35 142H36V145H35ZM40 142H44V143L43 144L41 143L42 145H37V143H40ZM64 142L65 143L68 142L66 144H69L70 147L69 146L67 147V145H65ZM200 142H201V145L205 144V146H207L210 151L209 150L206 151L207 148L203 147L202 145L203 149L205 148L203 150L202 147L199 146ZM72 143L75 147L72 145ZM218 144L221 146H219ZM58 146L59 148H61V150L58 149V152H57L55 150L57 149ZM95 146L94 148H96ZM72 147H74L73 149L75 150L72 149V151L68 152L69 150H71ZM191 147H193V150H195L194 151L195 153L198 152L197 150L199 149H200L199 153H201L202 151L204 153L206 151L205 152L206 155L205 153L204 155L202 153L203 155L202 157L211 155V154H212V157L209 156L211 158H208L207 160L205 159L206 157H204L205 161H207L204 164L202 162L204 161V159L200 157L201 155L200 156L198 155V156L202 158L203 160H198L193 150L192 149L190 150ZM218 147H220V149ZM65 148L66 149L70 148L69 150H66L68 153L64 152ZM142 148H144V150L146 151L143 152ZM154 148H156V150ZM52 149L54 150L53 152H51ZM213 149L216 150V152L220 151L222 155L220 152H219L220 155L216 154V152H214ZM2 150H4L3 153H2ZM102 150L104 151L102 152ZM167 150H172L170 151L172 153L168 152ZM7 151L9 152L11 151V152L9 153ZM31 151H36V152L32 153ZM90 151L91 152L93 151L95 154L90 153ZM173 151L176 153L173 154L174 153ZM191 152H193L194 154ZM36 153L39 154L38 156H40L41 159H43L44 161L47 158V162L43 161L44 165L40 163L42 167L39 164H36V163H39V161L37 162L36 160L39 159L40 161H42L40 157L37 156ZM45 153L46 154L48 153L47 155H49V158H50L49 161H48L49 158ZM143 153H145L144 156H146L145 158L147 159L144 158ZM165 153H166V156H165ZM183 153H185L186 155ZM214 153L216 154V156ZM54 154H56L55 156L57 159L55 158ZM84 155H86L88 159L85 158ZM101 155H98L96 157L97 160L95 158V161H98L100 165L102 163V160L99 159L98 157ZM141 155L143 156V158ZM188 155L190 157H187ZM14 157H16V159ZM28 157H29V160H24L25 158L28 159ZM222 157H225L226 159L224 158L223 160ZM82 158L84 159L82 160ZM213 158H215V160H213ZM1 159L5 162L1 161ZM195 159L200 161V163L197 164L198 161H196ZM6 160L7 162L8 161L12 162L11 165H10V162L7 163ZM147 161L153 162V164L149 165L150 162H147ZM98 162L97 164H99ZM141 163L143 164L146 163V164H144L145 166L143 167ZM33 164L36 165V166L34 165L35 169L36 167H38L36 170H38L39 172L36 171L34 167H33V170L32 168H29L30 166H33ZM139 164L142 165L144 170L142 169V167L140 168ZM146 165H148V167ZM39 167H41V169ZM69 167L71 166H68L67 169ZM69 169L72 170V168H69ZM25 172L26 170H24V173ZM12 174L13 175L15 174L14 177L12 176ZM136 174L138 175L137 177H135ZM2 175L8 178H5L3 180L4 177H2ZM10 175L12 176L11 179H10ZM16 175L18 178H15ZM41 176L39 175L40 178ZM128 177L131 180L128 179ZM133 177L136 180L134 179L132 180ZM25 178H29V177L25 175ZM14 179L15 181H13ZM127 180L125 181L126 183L129 182ZM138 186L141 187V184H139ZM26 187H27L26 196H28V194L32 193L31 190L30 191L28 190V188L31 189V187H28L27 185ZM22 190L23 192H21ZM20 192L22 194H20ZM27 198H28L27 202L29 206H32L34 204V199H31L29 196ZM17 220H20V223H17ZM5 226H7V228ZM3 231H6V233H4ZM19 249H21V251H19ZM3 264H8V263L4 262Z\"/></svg>","mask_w":264,"mask_h":264}]
</instances>
